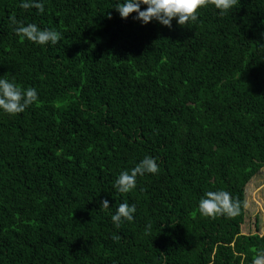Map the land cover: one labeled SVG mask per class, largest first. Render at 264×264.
Returning <instances> with one entry per match:
<instances>
[{
  "label": "trees",
  "instance_id": "obj_1",
  "mask_svg": "<svg viewBox=\"0 0 264 264\" xmlns=\"http://www.w3.org/2000/svg\"><path fill=\"white\" fill-rule=\"evenodd\" d=\"M25 2L43 10L0 0V77L38 96L0 113V264H251L264 252V232L241 230L264 168V0L170 26L121 19V0ZM27 24L60 38L36 45L14 31ZM146 156L157 173L120 193L118 174ZM219 190L240 215L199 214ZM122 203L136 211L116 227Z\"/></svg>",
  "mask_w": 264,
  "mask_h": 264
},
{
  "label": "clouds",
  "instance_id": "obj_2",
  "mask_svg": "<svg viewBox=\"0 0 264 264\" xmlns=\"http://www.w3.org/2000/svg\"><path fill=\"white\" fill-rule=\"evenodd\" d=\"M211 3L220 13L228 11L235 0H121L114 8L121 19L135 13L134 19L140 20L143 24L149 23L152 19L158 20L164 26H170L173 18L177 24L185 25L187 22L197 19V9ZM143 6V7H142ZM20 7L28 9L36 7L43 10L42 4L38 2L28 3L20 0ZM13 22H15L14 18ZM16 35L33 42L36 45L56 44L59 40V33L53 30H40L34 24L20 26L14 29ZM24 102L21 104V97ZM38 102L37 91L34 88L23 89L0 77V113L15 115L22 113L25 109ZM158 166L151 157H144L130 170L121 171L115 180L114 187L120 193H128L136 187L137 176L144 174H155ZM105 208L109 207L107 201H103ZM198 211L202 217L215 218L223 214L226 218H235L241 214V207L226 190L206 191L198 201ZM136 211L134 205L122 203L118 206L111 219L116 227L120 226L122 220L132 221ZM251 264H264V252L257 250Z\"/></svg>",
  "mask_w": 264,
  "mask_h": 264
},
{
  "label": "rangeland",
  "instance_id": "obj_3",
  "mask_svg": "<svg viewBox=\"0 0 264 264\" xmlns=\"http://www.w3.org/2000/svg\"><path fill=\"white\" fill-rule=\"evenodd\" d=\"M246 215L242 233L264 232V168L246 187Z\"/></svg>",
  "mask_w": 264,
  "mask_h": 264
}]
</instances>
